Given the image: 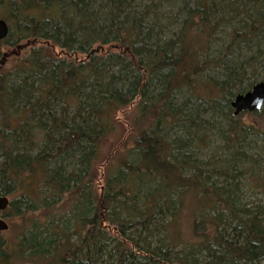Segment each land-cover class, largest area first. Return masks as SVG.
<instances>
[{
  "label": "trees",
  "instance_id": "obj_1",
  "mask_svg": "<svg viewBox=\"0 0 264 264\" xmlns=\"http://www.w3.org/2000/svg\"><path fill=\"white\" fill-rule=\"evenodd\" d=\"M0 12V196L16 193L1 216L21 220L0 234V264L264 263V205L243 202L245 186L264 192V104L231 106L260 80L264 0H0ZM132 104L97 186L101 141Z\"/></svg>",
  "mask_w": 264,
  "mask_h": 264
},
{
  "label": "rangeland",
  "instance_id": "obj_2",
  "mask_svg": "<svg viewBox=\"0 0 264 264\" xmlns=\"http://www.w3.org/2000/svg\"><path fill=\"white\" fill-rule=\"evenodd\" d=\"M1 13V12H0ZM3 52H11L13 49L7 48L5 46L2 47ZM16 54H9L6 57L3 58V65H7L8 67L10 66V63H12L15 60V57L17 56H22L24 53L23 51H20L19 49L14 50ZM25 52V50H24ZM210 56H214L213 54V49L210 51ZM211 73V71H208ZM259 81H261L264 78V74L262 72V69H260V75H259ZM257 81L256 83H258ZM255 83V84H256ZM135 105H128L120 110H118L115 114V121H116V128L115 131L110 133L106 139L101 141V145L98 151V155L94 161L93 168H92V173L94 177V181L96 182L95 184L98 186L102 178L104 177L108 165L113 163L111 162L112 158H115L122 150V146L128 142L129 137H130V126L129 123L132 121L135 110L133 111ZM243 119L246 122H252L255 120H259L257 117H253V115L247 113L244 114ZM213 132V131H212ZM213 138H211L212 140ZM213 146V145H211ZM203 160L206 158V155L201 154L199 155ZM246 186L244 187L245 189V196L243 199V202H247L248 204L251 203H260L264 205V192L256 190V191H251V190H246ZM15 196L16 193L8 194L7 197L8 199H11ZM190 200V198H188ZM185 213H189L188 210H185ZM5 221L13 226V230H10L7 228V230L2 231L0 234L3 235L5 239L10 240L15 231L17 230V226H20L21 220L19 218H13L9 219L8 217H3ZM185 221V220H184ZM185 225L182 227V230H184ZM28 262H12L10 264H26ZM264 264V263H263Z\"/></svg>",
  "mask_w": 264,
  "mask_h": 264
},
{
  "label": "water",
  "instance_id": "obj_3",
  "mask_svg": "<svg viewBox=\"0 0 264 264\" xmlns=\"http://www.w3.org/2000/svg\"><path fill=\"white\" fill-rule=\"evenodd\" d=\"M9 27L4 19H0V40L8 35ZM264 74V66L262 67ZM264 104V78L254 84L252 88L244 93L237 94L231 102L234 114L241 112L259 110ZM9 199L7 196H0V233L7 230L8 224L1 217V212L8 206ZM31 264V263H26Z\"/></svg>",
  "mask_w": 264,
  "mask_h": 264
}]
</instances>
